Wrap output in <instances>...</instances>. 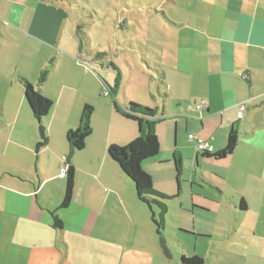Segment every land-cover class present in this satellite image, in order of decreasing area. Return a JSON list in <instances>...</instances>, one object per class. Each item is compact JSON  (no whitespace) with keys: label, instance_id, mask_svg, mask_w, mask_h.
Listing matches in <instances>:
<instances>
[{"label":"crops","instance_id":"obj_1","mask_svg":"<svg viewBox=\"0 0 264 264\" xmlns=\"http://www.w3.org/2000/svg\"><path fill=\"white\" fill-rule=\"evenodd\" d=\"M63 1L0 0V264H62L58 237L76 215L96 220L115 217L121 208L129 215L144 213L135 184L109 155L111 145H127L139 135L138 122L119 113L113 99L121 106L153 104L162 118L156 126L160 151L143 162L152 181V174H163L168 184L175 178L176 197L186 193L187 205L218 219L224 206L240 219L234 232L223 235L206 224L196 232L183 230L203 243L196 241L194 249L176 238L178 246L191 249L204 264L210 255L217 256L214 264H264V0H198L205 9L202 23L190 27V39L171 34L172 40H160L152 31L151 47L133 41L126 47L137 49L154 74L147 83L109 62L121 73L115 97L108 85L117 75L111 83L99 72L107 59L82 52L78 23H70ZM146 49L158 64L150 63ZM52 60L46 82L39 84ZM23 79L54 102L42 120L44 146ZM132 83L144 102L129 96ZM202 100L207 105L197 114L194 106ZM87 104L95 108L93 132L68 160L67 135L79 127ZM233 129L239 143L227 157H206L199 150L198 140L209 143L212 153L224 149ZM67 163L75 170L74 192L69 206L61 208L67 178L60 175ZM57 218L63 228L54 227ZM165 239L170 256L159 242L160 253L176 261Z\"/></svg>","mask_w":264,"mask_h":264},{"label":"rangeland","instance_id":"obj_2","mask_svg":"<svg viewBox=\"0 0 264 264\" xmlns=\"http://www.w3.org/2000/svg\"><path fill=\"white\" fill-rule=\"evenodd\" d=\"M60 3L70 15L68 18L70 23L81 24L83 31L88 35V49L94 53H104L103 58L107 59L108 66L105 69L100 67L99 72L111 83L118 71L109 62L119 65L123 74L136 73L138 77L147 79V83L150 82L149 76L154 74L153 70L143 63L142 55L137 49H128L126 46L132 45L133 41H141L151 47L154 44L152 31L160 40H172V35L181 36L183 40L190 39L192 35L190 27L202 23L201 12L205 9L198 0H67ZM166 32L171 33L167 36ZM76 37L80 39L78 33ZM69 41L72 42V39ZM134 46H137V43ZM138 48L143 49L141 46ZM145 51L146 57L151 59V64L159 63L153 50ZM134 86V83L127 86L129 96L144 102V98L135 95ZM149 108L154 109L155 106L152 104ZM172 166L175 168L174 162ZM143 169L150 174L147 168ZM152 175L154 189L168 196V198L151 196L152 199L169 207L163 222L158 205L151 203L150 206L145 202L142 204L146 211L144 213L132 210V215H129L121 208V213L115 217L96 220L88 219L85 213L86 218L82 219L76 215L73 217L74 221L67 225L65 232L58 237L63 254L62 264H184L182 262L184 253L188 258L194 256V253L191 249L180 248L176 238L194 249L196 241L199 245L203 241L197 240L194 235L184 233L183 230L196 232L206 224L223 235L225 231L234 232L235 221L238 225L241 224L240 219L235 220L234 214H230L224 206L220 209L224 215L218 219L209 216L210 213L200 208L187 205L186 193L176 197L175 178L168 184L163 174ZM201 199L204 200L195 196V200ZM126 202L128 204L129 201ZM159 229L168 239L176 261L162 257ZM65 243L69 245V250L66 249ZM198 251L201 254L205 252L202 249ZM209 257L210 260H207L206 264H214L213 259L217 256Z\"/></svg>","mask_w":264,"mask_h":264},{"label":"trees","instance_id":"obj_3","mask_svg":"<svg viewBox=\"0 0 264 264\" xmlns=\"http://www.w3.org/2000/svg\"><path fill=\"white\" fill-rule=\"evenodd\" d=\"M77 33L80 36V49L82 52H85L86 55L92 56L96 59L103 58V52L94 53L88 49L87 42L89 38L88 35L83 31L81 24H78L77 26ZM110 64L118 71L113 85H108L106 80L103 77L101 78L104 83L109 86L113 97H115L120 87L121 73L114 63ZM53 65L54 62L52 60L50 65L41 71L38 81L39 84L46 82ZM23 85L25 89V96L28 104L30 105L32 113L34 117L40 122L41 142L39 143V146H44L47 143V135L46 128L43 125L42 120L51 112L54 102L46 97L40 90H37L30 81L23 79ZM107 92L110 95L108 90ZM162 96H164V94ZM113 103L119 113L138 122L139 135L127 145H111L109 147V155L115 162L119 164L123 172L133 181L136 186V191L139 198L148 205L151 203L158 205L160 209L159 215L163 222L168 212V205L152 199L151 196L157 195L163 198H168V196L154 189L152 177L143 169V162L157 156L160 151V141L156 126L162 118L158 117L157 109H152L136 102H130L125 106H121L118 104L117 100L113 99ZM94 110L95 108L93 105L87 104L82 111L79 127L75 130H71L68 133L67 140L70 147L68 160L74 153L84 149L87 138L92 134V115ZM238 143L239 133L236 129H233L229 134L228 142L224 149L213 153L208 150H203V153L206 157L222 159L230 155L235 150ZM67 165H69V169L66 175V194L62 201L61 208H67L69 206L74 192L75 170L69 163H67ZM177 172V179L180 183L181 180L179 175L181 173V166H178ZM164 225L165 223H163V228ZM160 226L161 224L159 223L158 227L160 228ZM54 227L63 228V221L57 218L54 222ZM158 233L160 236L159 239L161 249L164 255L169 257L170 249L166 243L165 236L160 232V229L158 230ZM182 262L184 264H204L205 260L200 256L194 255L190 258L184 256L182 258Z\"/></svg>","mask_w":264,"mask_h":264},{"label":"built area","instance_id":"obj_4","mask_svg":"<svg viewBox=\"0 0 264 264\" xmlns=\"http://www.w3.org/2000/svg\"><path fill=\"white\" fill-rule=\"evenodd\" d=\"M207 103L205 100H202L201 102L199 103H196L195 106H194V112L197 113V114H201L205 107H206ZM245 108H246V105L245 103H242L240 105V110H239V116L242 117L243 116V113L245 111ZM189 138L190 139H196L197 138V135H194V134H190L189 135ZM198 148L199 150H208L210 151V144L205 142L204 140H198ZM68 169H69V165H66V167L64 168L63 172L61 173V177H66L67 173H68Z\"/></svg>","mask_w":264,"mask_h":264}]
</instances>
